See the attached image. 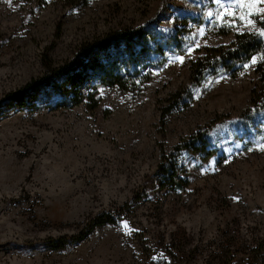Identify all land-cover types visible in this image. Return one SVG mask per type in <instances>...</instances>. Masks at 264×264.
Returning a JSON list of instances; mask_svg holds the SVG:
<instances>
[{"label":"rangeland","instance_id":"1","mask_svg":"<svg viewBox=\"0 0 264 264\" xmlns=\"http://www.w3.org/2000/svg\"><path fill=\"white\" fill-rule=\"evenodd\" d=\"M81 1L0 0V98L118 28L206 35L138 91L99 88L94 108H55L45 97L0 107V264H264V112L250 103L258 55L235 75L195 84L191 61L240 33L208 27L212 0ZM202 132L213 154L184 150V188L160 187L162 155ZM102 213L117 219L61 249L45 243Z\"/></svg>","mask_w":264,"mask_h":264},{"label":"trees","instance_id":"2","mask_svg":"<svg viewBox=\"0 0 264 264\" xmlns=\"http://www.w3.org/2000/svg\"><path fill=\"white\" fill-rule=\"evenodd\" d=\"M87 2L88 0H82L81 4L85 5ZM203 5L204 2H199L200 7ZM195 21L200 22L201 18L198 17ZM186 30L175 28L173 33H165L146 24L110 31L81 45L63 65H47L41 76L0 98V107L35 106L37 101L45 97L50 99V104L55 108H71L85 101L90 108H94L95 95L99 88L115 87L123 91H138L150 79L153 68L162 65L168 57L184 52L191 44L193 35H188ZM252 33L245 31L235 35L228 45L206 48L202 56L191 61L190 79L196 84L208 78L215 79L222 74L235 75L240 65L248 62L253 55H258L255 66L258 84L250 90L253 114H258L264 112V59H261L264 56V39ZM251 119L241 126L245 134L250 131L247 124H250ZM205 145L207 138L202 132L190 141L176 145L168 154H163L157 166L159 186L183 189L187 179L179 175L177 157L185 150L200 151L201 157L208 158L214 151L205 150ZM116 219L110 213L96 215L78 234L65 235L45 243L50 248L61 249L67 244L83 240L95 227L113 223Z\"/></svg>","mask_w":264,"mask_h":264},{"label":"snow or ice","instance_id":"3","mask_svg":"<svg viewBox=\"0 0 264 264\" xmlns=\"http://www.w3.org/2000/svg\"><path fill=\"white\" fill-rule=\"evenodd\" d=\"M212 2L216 5V10H209L206 12V16L209 20L208 27L235 29L237 32L243 34L242 28L259 25L260 30L254 31L252 35L264 39V7H258V5L264 4V0H212ZM237 21L241 22L239 26ZM204 35H206L204 28H199L197 32L193 34L192 43L195 47L189 46L186 49V53L189 56L201 46L196 38ZM175 59L180 63H184L185 56L179 55ZM261 59H264V56H262ZM257 63L256 57L253 56L251 65ZM251 65L245 63L243 68L247 69ZM123 227L128 229L126 221L123 223ZM128 234H130V231Z\"/></svg>","mask_w":264,"mask_h":264}]
</instances>
